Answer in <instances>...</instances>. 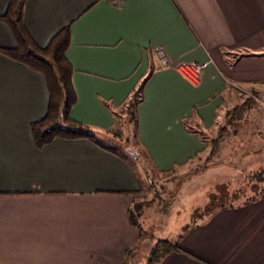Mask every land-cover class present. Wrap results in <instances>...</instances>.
<instances>
[{"label": "crops", "instance_id": "crops-1", "mask_svg": "<svg viewBox=\"0 0 264 264\" xmlns=\"http://www.w3.org/2000/svg\"><path fill=\"white\" fill-rule=\"evenodd\" d=\"M10 2L0 0V264H120L140 237L129 219L144 196L140 176L131 158L89 138L36 145L31 125L45 117L49 91L43 74L1 51L16 47L1 19ZM22 18L40 48L69 26L70 117L100 137L152 69L134 138L158 171L203 151L184 118L208 128L236 87L264 89V0H24ZM177 61L203 65L199 84ZM176 239L181 250L156 264H264V196Z\"/></svg>", "mask_w": 264, "mask_h": 264}, {"label": "rangeland", "instance_id": "rangeland-1", "mask_svg": "<svg viewBox=\"0 0 264 264\" xmlns=\"http://www.w3.org/2000/svg\"><path fill=\"white\" fill-rule=\"evenodd\" d=\"M246 99L251 107L242 120L228 123L231 109ZM212 125L203 129L207 147L193 160L171 171H158L136 143L130 126V145L140 152L131 159L140 176L144 196L139 216L142 235L125 252L120 264H148L159 239L174 240L178 233L205 221L223 206L240 204L264 192V89L236 87L223 98ZM124 115V108L120 109ZM119 110V111H120ZM225 126L218 152L209 154V141Z\"/></svg>", "mask_w": 264, "mask_h": 264}, {"label": "trees", "instance_id": "trees-1", "mask_svg": "<svg viewBox=\"0 0 264 264\" xmlns=\"http://www.w3.org/2000/svg\"><path fill=\"white\" fill-rule=\"evenodd\" d=\"M23 1L11 0L5 14L1 17L2 21L9 27L16 42L14 49H3L1 51L12 59L40 72L45 77L49 91L47 113L42 120L31 125L36 145L41 147L54 138L85 137L105 146L106 149L124 159L129 157L136 162L138 159L141 160L139 152L130 145L129 133L132 124V133L137 138L136 107L141 102L143 87L151 76L152 69L150 68L146 77L132 90L127 101L121 106V109L124 108V115L121 110L114 113V127L107 131L104 137L96 135L85 125L74 121L70 117V110L76 101V94L71 81L73 70L65 55L70 42L69 26L61 29L51 39L46 48L38 47L23 23ZM250 107V99H246L241 104L233 107L228 123L233 124L235 121L242 120L244 113ZM182 123L187 132L195 134L198 140L203 143V150L206 149L207 142L204 137V130L193 126L189 117L184 118ZM226 132V127L222 126L219 128L217 135L211 138L209 141L210 155L218 152L221 140ZM198 154L195 156H198ZM195 156L190 160H193ZM263 196L264 192L259 195V197ZM142 208L143 202L136 201H133L129 208V219L138 228L139 235H142V227L138 221ZM176 250H181L177 239H159L152 253L153 258L150 259L148 264H156L160 258Z\"/></svg>", "mask_w": 264, "mask_h": 264}, {"label": "built area", "instance_id": "built-area-1", "mask_svg": "<svg viewBox=\"0 0 264 264\" xmlns=\"http://www.w3.org/2000/svg\"><path fill=\"white\" fill-rule=\"evenodd\" d=\"M172 68L180 74L191 85H197L200 82L203 65L194 61H177Z\"/></svg>", "mask_w": 264, "mask_h": 264}, {"label": "water", "instance_id": "water-1", "mask_svg": "<svg viewBox=\"0 0 264 264\" xmlns=\"http://www.w3.org/2000/svg\"><path fill=\"white\" fill-rule=\"evenodd\" d=\"M160 57L163 58V55L160 54ZM162 63H163V65L167 64V62L164 59H163Z\"/></svg>", "mask_w": 264, "mask_h": 264}]
</instances>
